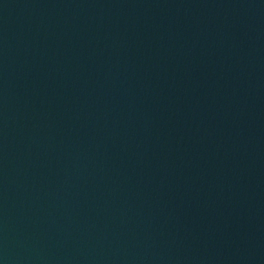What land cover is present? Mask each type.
<instances>
[{"label": "water", "instance_id": "95a60500", "mask_svg": "<svg viewBox=\"0 0 264 264\" xmlns=\"http://www.w3.org/2000/svg\"><path fill=\"white\" fill-rule=\"evenodd\" d=\"M0 264H264V0H0Z\"/></svg>", "mask_w": 264, "mask_h": 264}]
</instances>
